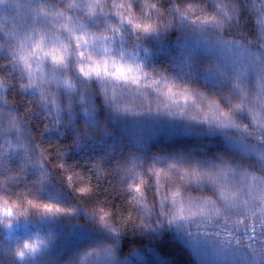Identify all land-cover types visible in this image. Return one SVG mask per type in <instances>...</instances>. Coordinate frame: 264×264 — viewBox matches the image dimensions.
I'll return each instance as SVG.
<instances>
[{
  "label": "clouds",
  "instance_id": "9594fccd",
  "mask_svg": "<svg viewBox=\"0 0 264 264\" xmlns=\"http://www.w3.org/2000/svg\"><path fill=\"white\" fill-rule=\"evenodd\" d=\"M142 4L143 7L138 8L135 0H63L51 7L37 3L34 17H39L41 22L34 19L22 31L16 32L11 44L12 59L26 76L24 85L34 84L35 89L45 95L44 85L56 78L61 70V82L71 81L67 71L71 64L83 77L108 83L112 93L125 90L127 95L121 97L120 111L163 113L216 126L217 122L223 124L232 120L237 125L233 128L246 133L253 145L264 146V126H261L264 124V101L257 98L256 83L261 78L258 70H249L240 81L239 88L247 93L242 97L235 87V76L242 70L240 65H225L219 56L200 62L190 53L199 64L201 74L200 79L194 80L188 72L176 70L175 66L173 70L167 66L149 67L124 51L114 50L113 35L121 34L125 24L143 38L166 29L173 30L171 13L166 22L160 20V16L165 15L159 6L160 0H142ZM230 6L231 0H217L214 6H210L209 0H173L170 9L176 14V25L186 20L196 26L186 30L176 27L178 37L189 36L205 45H220ZM98 14L108 19L105 26L93 29L88 26V21ZM89 66L98 67L99 75L95 71L90 76L80 72L81 67L87 70ZM128 67L133 71L126 73L128 78L125 79L119 71ZM204 77L215 80V86L202 82ZM213 107L215 112L211 110ZM33 152L34 164L45 170V164L49 162L47 150L35 145ZM50 166L63 170L67 187L75 193L91 191L89 187L74 185V173L68 165L57 162ZM223 166L232 167L235 174L228 173L226 178L220 176L217 183L215 178ZM262 166L264 161H257L255 157L231 153H219L210 157L207 163H196L191 167L175 162L163 167L153 164L148 172L155 177L156 200L147 203L141 199L147 196L148 178L138 171L134 182L128 184V190L133 194L129 202L144 203L145 215L148 211L153 212L155 223L149 222L145 225L147 228H166L183 240L204 239L216 254L231 248L245 249L244 242L237 239L233 229L243 222L236 218L245 217L248 211L244 207H228L219 193L227 179L231 190L239 193V200L250 206L249 188L239 174L247 171L264 176ZM23 171L12 172L10 177L21 176ZM48 180L47 173L44 182L37 176L27 185L13 189L0 179V256L9 257L11 264H37L51 251L56 240L50 222L61 215L77 212L76 207L43 197ZM253 196L259 202L256 209L264 208V197ZM205 202L209 208L215 204L222 214L204 209ZM45 205H50L53 210H46ZM57 208L59 211L55 210ZM85 211V222L97 235L74 250L72 264H120L119 244L112 237L121 226L113 219L112 210L98 203L87 206ZM140 223H144L142 218Z\"/></svg>",
  "mask_w": 264,
  "mask_h": 264
},
{
  "label": "trees",
  "instance_id": "16d2710c",
  "mask_svg": "<svg viewBox=\"0 0 264 264\" xmlns=\"http://www.w3.org/2000/svg\"><path fill=\"white\" fill-rule=\"evenodd\" d=\"M40 2L44 4L46 2L51 7L57 3H63V0H40ZM172 3L173 0H160L159 6L165 11V15L160 16L161 21L166 22L167 15L169 13L172 14L174 21L173 30L168 31L166 29L163 32H157L147 38H143L138 37L132 31L131 26L125 24L121 34L113 35L112 44L114 50L115 46H121L123 47L121 50L126 55L129 57L139 55V60L144 61L146 66L149 67L159 65L160 67L167 66L170 69L169 64L171 63L181 67L184 62H196L192 58L193 55H190V50L186 48L174 46L169 47L171 52L168 51V44L170 45V41L177 37L175 28L179 27V24L176 25V14L171 12L170 9ZM13 4H11V0H0V9L7 11L6 14L13 15L19 9V6ZM135 6L138 8L143 7L142 0H135ZM34 15L35 11L28 17V20H31L30 23L34 19L37 23H40L41 19L34 17ZM107 19L102 14H98L88 21V26L98 29L106 25ZM241 21L242 27L232 34L238 36L241 40L246 39V37L253 39L258 31L257 17L252 13H245L242 14ZM7 39L8 41L0 39V79L6 82L3 95L7 102L0 105V113H2L0 118L3 120L5 132V137L0 139V144L4 143V139H6L12 147L5 145V156L3 158V168L0 169V179H4L9 187L13 189L27 185L29 180L37 176L40 179L41 169L25 162V153L15 147V138L8 134L9 121L11 119L9 117L19 116L24 121L20 126L29 133L24 137V142L29 149L27 155L34 162L33 148L35 145L46 149L49 154L50 163L46 162L45 164V172L48 173L49 180L45 183L43 191V196H48L46 199L65 195L84 213H86L85 208L87 206L98 203L110 208L113 213V219L121 226L118 234L121 261H125L135 251L137 252L150 246H153V248L157 246L156 249L158 248L161 252L174 259V264H191L184 251L177 244L172 243L176 242L173 239L175 234L172 231L166 230L167 232L161 234L160 238L154 239L140 233L141 229L145 230L146 228V224L142 225L140 223V219H143L146 209L144 203L129 202V198L133 194L128 190V184L129 182H134L135 179L133 177L134 174L130 176L127 174L128 169L126 168V164L129 162V158L126 159V157H129L126 156L127 148L130 146L127 144L129 136L126 130L117 128L120 125L119 120H122L127 115L122 116L124 114H121L119 104L116 105L114 102L117 98L126 96V91L121 89L119 93H112L110 91L111 86L108 83L85 78L70 64L67 71L72 78L71 83L74 88L69 89L61 82L60 78L63 76V70H61L56 78L44 85L46 89L44 96L47 100V106L45 107V102L42 101L41 94L37 89L20 87L26 83V76L21 72L20 66L12 59L11 44L14 42V38L7 36ZM143 43L147 53L141 55ZM146 47H150L151 50L148 51ZM158 47L161 48V54L166 51L167 55L168 53L171 55L170 57L168 56V64L162 62L160 57L158 58L160 53H156ZM195 57L197 56L195 55ZM190 66L195 67L191 63ZM97 93H100V95ZM78 96L81 97V99L79 98L80 106H75L77 103L72 102L71 99H75ZM114 106L117 107L116 111ZM122 113L130 112L122 111ZM117 121L118 125L116 124ZM147 132V137H151L150 141L153 143V139L158 137L156 129L152 128ZM240 136L245 141L247 140L246 133L243 132ZM145 139L144 135L141 137L137 136L139 142H144ZM154 146V144L151 146L147 145L143 149ZM156 150V147H154L153 151ZM57 162L64 163L70 167V170L74 173L75 186H86L91 191L87 194H77L69 189L65 182V177L62 175L63 170L50 166L51 163ZM129 164L135 166L136 163L129 162ZM135 168L148 178V183L153 184L152 187L146 186L145 192L147 196L141 198L146 200L147 203H152L154 198L156 199L155 177L149 174L146 175L144 164H137ZM21 169L24 170L21 176L12 177L11 180L8 179L12 172L20 171ZM62 192L64 193L62 194ZM252 194H258V192L255 190ZM81 201H83V204H81ZM148 212L147 215H151V211ZM252 212H258V210ZM252 212L250 213L252 214ZM246 218V223L242 222L233 229L237 239L242 240L244 243L256 245L259 241L257 235H259L263 238L261 247L264 248V235H261V232L264 231L261 226L264 216H261L260 220H257L255 216ZM79 222L84 223L82 221ZM53 227L52 229L56 233V240L52 245L51 251L41 261L51 262L56 257V251H64L61 239L62 234L58 233L55 226ZM78 239L79 237L74 236L70 242H78ZM257 245L259 246L260 244L258 243ZM0 261H2V264H11L10 258L6 256H0Z\"/></svg>",
  "mask_w": 264,
  "mask_h": 264
},
{
  "label": "rangeland",
  "instance_id": "374dc122",
  "mask_svg": "<svg viewBox=\"0 0 264 264\" xmlns=\"http://www.w3.org/2000/svg\"><path fill=\"white\" fill-rule=\"evenodd\" d=\"M216 2L217 0H209L210 6H214ZM37 3H41L40 0H11V4L19 6V9L14 12L13 15L6 14L7 11L5 12L3 9H0V39L8 41L7 36L14 38L16 32H19L26 26L30 25L31 20H28V17L32 12L35 11L34 6ZM245 13H252L257 17L258 31L253 39L246 37V39L241 40L238 38V36H235L232 33L242 27L241 17L242 14ZM262 20H264V0H231L229 15L227 17V28L223 34L222 41H235L237 44L250 46L253 52L259 51L260 47L264 46V40L258 39V34L261 33V29H264V23L261 22ZM195 27V25H191L186 20H182L179 23V28L181 30ZM174 46H179L190 50L191 53L197 56L195 57L196 60H199L200 62L218 58L219 56L223 59L225 65H227L232 63L235 59L234 53L230 50L224 49L222 44L205 45L204 43H201L200 41L189 36L178 37L177 35L175 39L170 41V45L168 44V51L171 52L169 47L171 48ZM144 48L145 44L143 43L141 46V55L147 53ZM121 49H123V47L115 46L116 51H122ZM146 49L148 51L151 50L150 47H146ZM156 53H159L158 58L160 57L162 62L168 64L169 57L171 56L169 53L167 55V52L165 51L163 52L164 54H161V48L159 47L158 50H156ZM133 57L138 60L140 59L139 55ZM190 63L195 65L197 70L194 66H190ZM160 64L162 65V63ZM169 65L170 70H173V66H175L176 70L188 73L193 72L190 73V76L194 80L200 79L201 74L199 71V64L196 62H184L181 64V67L173 63ZM250 70L256 71L255 69ZM202 82L209 86H215L216 83L215 80L211 79L210 77H204ZM97 94L100 95V93ZM79 98L81 99L80 96L75 99H71L72 102L77 103L75 106H80ZM120 100L121 97L114 100L116 105L119 104ZM114 108L116 111L117 107L114 106ZM121 114H124L122 116L127 115L123 117L122 120H119L121 127L120 125L117 127L119 130H126V133H128L129 136L127 139V144L130 146L126 151V156L129 157H126V159L129 158V162L136 163L135 166L130 165L129 162L126 164V168L128 169L127 174L129 176L134 174L133 177H135V174L138 172L135 168L137 164H144L147 175L149 174L148 168L153 164L163 167L167 166L169 162H175L181 166L191 167L196 163L205 164L209 161L210 157H216L219 153H231L233 155L239 154L241 157L248 158L255 157L257 161H261L257 156V153L264 152V146L257 147L253 145L252 141L248 137L245 141L243 137L240 136L243 132L233 127L221 128L217 127L215 124L209 125L201 121L187 119L186 117L182 116H169L167 114L153 113L150 111H141L139 114H125L121 111ZM9 118L13 117L10 116ZM116 124L118 125V121ZM152 128L156 129L158 136L157 138L153 139V143L150 141L151 137L149 138L146 135V133H148L147 131ZM143 135L146 138L145 141L139 142L137 140V136L141 137ZM149 142L150 144H148ZM146 144L148 146L154 144V147H156L157 150L153 151L154 147L143 149V147H147ZM152 185L153 184L148 183L147 186L152 187ZM254 191L255 190H253L252 193H254ZM63 193L64 192H62V194ZM252 193H250V195H259V193ZM43 197L47 198L48 196ZM49 198H53L51 200L58 203H63L66 206L77 208L76 204L72 203L65 195ZM155 200L156 199L154 198V201ZM257 203L259 202L257 201ZM255 210L257 209L254 208L252 211ZM250 212L249 214L246 213L245 217H237L236 219H243V221H245L246 217L249 218V216H253ZM151 215L143 216L144 223H142V225L148 224L149 222L153 224L155 223V216L152 211ZM86 216L87 213H84L82 212V209L77 208L76 213L61 215L55 221L50 222L49 226L51 228H54L53 226H55V229L58 231V233L60 232L62 234L61 239L62 246H64V251H56V257L51 262L39 260L41 262H37V264H72L71 256L74 250L87 243L97 235V232L94 230V228L85 222ZM78 220L84 223H81ZM166 230L168 229L146 227L145 230L141 229L140 233L141 235H147L146 237L154 239L160 238L161 234L167 232ZM118 234L119 232L113 236L112 239H114L119 244L120 252V241ZM74 236L79 237L78 242L76 241L75 243H71L70 241H72ZM257 236L259 237V241L257 242V244H260L259 246L257 244L254 245L251 243H244L245 249L231 248L220 254L213 253L211 251V245L204 239L185 238L183 240L182 238L175 235L173 239L176 242L172 243L177 244L178 247L184 251L191 264H248V252H253L254 250H256L255 255L257 257V264H259V257L261 253L257 251L262 245L263 238L259 235ZM249 245L251 246L249 247ZM156 247L153 248V246H150L140 249L137 252L135 251L125 261L120 260V264H174V259L161 252L158 248L157 250ZM261 249L264 248L261 247Z\"/></svg>",
  "mask_w": 264,
  "mask_h": 264
},
{
  "label": "snow or ice",
  "instance_id": "6c2138e0",
  "mask_svg": "<svg viewBox=\"0 0 264 264\" xmlns=\"http://www.w3.org/2000/svg\"><path fill=\"white\" fill-rule=\"evenodd\" d=\"M258 39L264 40V29H261V33L258 34ZM220 43L222 44L224 49L230 50L231 52L234 53L235 59L233 60L232 64H239L242 69L241 71L237 72L235 76V81H236L235 87L237 91L240 93V95L242 97L247 95L246 92H244L242 89L239 88L240 81L247 76L248 71L250 69H255L261 73V78L256 83L257 98L261 101H264V46H261L259 51L253 52L250 46L237 44L235 41H232V42L221 41ZM94 71L97 73V75H99L98 67L93 68L89 66L87 70H85L84 67H81L80 69V72L83 73L85 76H90L91 73ZM132 71L133 69L131 67H128L127 69L121 68L119 71V75L127 79L128 76L126 75V73L132 72ZM136 71L138 72L139 68H137ZM133 78H135V76ZM63 84L65 85V87L69 89L74 88V85L71 83V81H64ZM5 87H6V82L0 79V105L7 103L3 95ZM20 87L24 89H35L37 86L34 84H28L27 86L22 84ZM113 96H115V94H113ZM41 99L42 101L45 102V107H46L47 100L43 94H41ZM211 110L213 112L216 111L214 107ZM0 116H2V113H0ZM23 122H24L23 119L19 116L11 118L9 121L8 134L12 135L15 138V141H16L15 147H17L18 149L22 150L25 153L24 155L25 162L28 165L36 167L38 165L34 164L31 157L27 155V152L29 149L24 142V137L25 135L29 133L26 132L25 128H22L20 126L21 124H23ZM261 126H264V124H262ZM217 127H222V128L237 127V125L235 124L234 121L228 120L223 124H220L217 122ZM4 137H5V132H4V127H3V120L2 118H0V139H3ZM5 145L12 147V145H10L6 139H4V143L0 144V169L3 168V158L5 156ZM257 156L259 157L261 161H264V152H258ZM38 167L41 169L40 181L44 182L47 179V173L45 172L42 166H38ZM228 173L235 174V169H233L230 166L221 167L220 173L215 178V182L219 183L220 176H224L226 178ZM239 175L241 177L242 182H244L249 188V197L251 201L250 206L247 202H241L239 200V193L231 190V188L228 185L227 179H225L224 187L221 189L219 195L221 199L225 201L228 207H232V208L244 207L249 212L251 211L253 207L256 208L257 206V197L250 195V193H252L253 190H256V192H258L261 197H264V176L250 174L247 171H243ZM8 179L11 180L12 177H8ZM44 207L48 211L53 210L50 205H45ZM202 207L206 209L207 211L215 212L217 215L222 214L221 210L217 208L215 204H213L209 208L207 202H205ZM55 210L59 211L58 208ZM252 215L256 216L257 220H260V217L264 216V208H259L258 212H252ZM246 219L247 218H245V221H243L244 223H246ZM261 226L262 228H264V221H261ZM261 235H264V231L261 232ZM255 251L256 250H254L253 252H248V257H249L248 264H257V257L255 255ZM259 252L261 253L259 257V264H264V249H259Z\"/></svg>",
  "mask_w": 264,
  "mask_h": 264
}]
</instances>
